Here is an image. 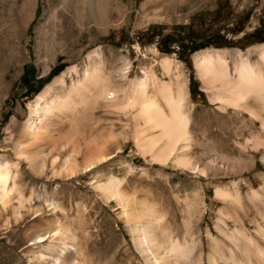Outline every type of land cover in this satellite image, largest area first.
<instances>
[{"label": "rangeland", "instance_id": "rangeland-1", "mask_svg": "<svg viewBox=\"0 0 264 264\" xmlns=\"http://www.w3.org/2000/svg\"><path fill=\"white\" fill-rule=\"evenodd\" d=\"M82 1L85 5L81 8V19L74 14L70 0H33L29 16L20 22L16 16L25 0H0V157L16 162L13 151L28 120L29 104L68 68L82 69L88 55L101 48L103 59L110 62V70L121 69L128 62V82L143 79L150 71L173 89L186 81L187 108L195 138L202 142L210 124L214 130L217 126L226 127L231 137L228 141L217 137L215 145L223 147L231 158L242 159L244 164L226 166V171L217 179L187 174L171 164L152 165L136 145L133 122L115 121L113 128L104 112H96L87 129L94 127L93 133L101 134L94 142L97 140L96 144L103 147L101 154L109 157L108 161L93 172L69 179L50 178L48 183L44 178L23 175L21 183L34 189L33 203L42 209L38 215H29L23 210L24 217L19 222L11 214L0 217V264H149L131 227L121 218L116 201L104 198L98 189L111 176L122 181L123 190L135 193L138 201L155 205L163 215L152 230L157 243L166 246L165 239H169L191 249L188 258L178 264H192L196 256L194 247L198 244L202 246L204 264H209L208 254L218 264H232L229 257L233 252L237 261L248 264L252 257L248 246L241 245L248 253L242 256L218 227L224 229L225 235L232 236L244 226L248 236L254 238L255 222L263 224L247 197L264 186V153H256L250 147L243 155L235 143L243 142L245 137L250 139L251 134H259L264 139V132L260 122L250 128L251 118L247 113H238L232 108L223 112L220 104L212 102L211 93L196 69L195 58L205 50L243 54L253 50L252 60L258 63V49L264 46L260 42L264 40V0H96L104 7L102 20L91 15L89 3L93 0ZM37 10L38 18L35 17ZM50 13L54 19L46 24L47 35L42 42L38 28ZM180 28L182 34L189 30L203 43H218L223 37L229 46H210L197 51L185 64L176 53L165 54L160 49L161 39ZM172 48L177 50L176 46ZM164 60L168 61L169 72L163 68ZM228 62L233 64L231 60ZM62 65L64 69L46 82L49 74ZM26 66H30L27 72ZM32 70L35 78L31 86L38 87L43 81L45 84L37 94L27 96L23 77ZM195 85L202 95L192 94ZM236 131L243 132V137ZM201 145L195 148L194 155L204 161L203 153L210 149L206 142ZM233 183L237 184L232 186ZM217 188L230 195L239 194L243 203L217 199ZM190 201L195 206L192 213L187 209ZM6 219L10 221L8 226ZM208 233L215 240L212 247L208 246ZM40 238L43 240L38 241ZM159 252L163 255L166 250L162 247ZM169 264L174 263L169 261Z\"/></svg>", "mask_w": 264, "mask_h": 264}, {"label": "bare ground", "instance_id": "bare-ground-1", "mask_svg": "<svg viewBox=\"0 0 264 264\" xmlns=\"http://www.w3.org/2000/svg\"><path fill=\"white\" fill-rule=\"evenodd\" d=\"M70 1L74 14L80 18L84 1ZM31 2L33 0H25L24 5L18 8L16 18L18 17L20 22H25L29 16ZM89 4L92 17L101 19L104 7L100 1L93 0ZM51 18L53 17L50 13L45 23L38 28V36L42 42L46 39L45 27ZM253 52L249 50L243 54L239 51L205 50L196 56L195 66L205 88L211 93L212 102L220 104L221 111L226 112L227 108H232L238 113L245 112L251 118L250 128H255V123L260 122L264 132V46L258 49V63L252 60ZM102 53L103 50L99 48L89 54L82 69L79 66L68 68L29 104L28 120L13 151L16 162L11 163L9 159L0 157V217H8L11 214L19 222L24 217L23 210L29 215H38L42 209V206L33 203L34 189L26 188V185L21 183L23 175L36 179L44 178L48 183L50 178L69 179L78 174L93 172L108 161L109 157L101 154L103 147L96 144L97 140L94 142L95 137H101V134L95 135L92 130L94 127L87 129L89 121L100 111L107 115L112 127L115 121L123 119L135 124L133 134L136 145L141 155L145 159L149 158L152 165L165 167L171 164L175 169L187 174L216 178L226 171V166L244 164L242 159L231 158L223 147L215 145V138L223 137L228 141L231 137V131L226 127L217 126L214 130L210 124L202 136V142L195 138L187 108L186 81L182 82L184 85L180 83L183 86H175L177 88L173 89L170 84L159 81L153 71H150L146 72L143 79L128 82V62H125L121 69L110 70V62L103 59ZM228 60L233 61V64L230 65ZM162 63L163 68L169 72L168 61L164 60ZM236 132L238 136L243 137V132ZM204 142L210 151L203 153V161L202 157L194 155V150ZM235 144L243 155L248 153L250 147L256 153H264V139L259 134H251L250 139L245 137L243 142ZM227 150L230 151L229 148ZM121 184V180L111 176L106 183L98 185V189L104 198L116 201L121 209V218L131 227L146 261L149 264H164L166 261L167 264L169 261L178 264L180 260L187 259L191 249L180 247L169 239H165L166 246L155 241L152 230L163 219V215L155 205L138 201L135 193L130 194L127 189L123 190ZM241 197L237 193L230 195L221 188L216 191V198L219 200L232 199L242 204ZM247 199L263 222L261 225L255 222L254 238L248 236L244 226L241 230L234 231L232 236L227 233L225 235L224 229H218L226 238L232 240L231 243L233 242L242 256L248 253L244 251L245 248L242 250L241 245L248 246L252 255L251 261H247L248 264H264V186L250 193ZM187 209L189 213L195 212L193 202ZM9 222L6 219L7 226ZM42 240L43 238L38 239ZM214 241L208 233V246L212 247ZM162 247L166 250L163 255L159 252ZM194 248L196 256L193 257L192 264H204L201 244ZM235 257L234 252L231 253L229 258L232 264H246L237 261ZM207 259L209 264H218L211 254L207 255ZM226 262L228 263V260Z\"/></svg>", "mask_w": 264, "mask_h": 264}, {"label": "trees", "instance_id": "trees-1", "mask_svg": "<svg viewBox=\"0 0 264 264\" xmlns=\"http://www.w3.org/2000/svg\"><path fill=\"white\" fill-rule=\"evenodd\" d=\"M38 16H39V11L37 10L35 17L38 18ZM151 30L154 31V28ZM182 32H183V29L180 28L178 32H174L173 34H168L164 36L161 39L160 49H161V52L165 54L176 53L178 57L180 58V60H182L185 64H188L189 57L197 51H200L210 46L215 47V48H223L225 46H229V43H227V41H225L223 37H220L221 41H219L218 43H211V42L203 43L202 41H199L201 39H199L197 35H194L189 30L185 34H182ZM260 42H264V40ZM174 46L177 47V50L172 48ZM25 69L27 72V70L30 69V66H26ZM63 69H64V66L62 65L58 69L51 72L46 82L51 80L53 77L57 76ZM26 72L23 77V85L27 88L29 92L27 96L33 93L37 94L41 90V87L45 84V81L38 83L39 84L38 87L31 86V83L34 81V78H35L34 70H32L29 73H26ZM193 84L194 83L191 82V85ZM191 90H192V94L194 95H202V93L198 92L196 85Z\"/></svg>", "mask_w": 264, "mask_h": 264}]
</instances>
